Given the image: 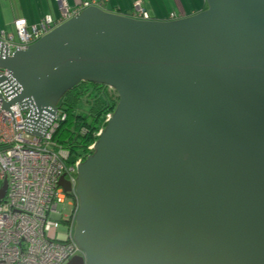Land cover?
<instances>
[{"label": "water", "instance_id": "1", "mask_svg": "<svg viewBox=\"0 0 264 264\" xmlns=\"http://www.w3.org/2000/svg\"><path fill=\"white\" fill-rule=\"evenodd\" d=\"M204 6L168 20L91 5L25 49L0 39L17 90L3 107L30 134L81 81L117 93L76 166L83 254L64 264H264V0Z\"/></svg>", "mask_w": 264, "mask_h": 264}, {"label": "built area", "instance_id": "2", "mask_svg": "<svg viewBox=\"0 0 264 264\" xmlns=\"http://www.w3.org/2000/svg\"><path fill=\"white\" fill-rule=\"evenodd\" d=\"M107 9L104 0H83L70 6L59 0L58 15H44L38 23L28 26L25 18H15V33L0 29V39L9 49H25L27 45L48 33L55 26L80 13L88 6ZM127 16L151 19L141 0H134ZM182 17L172 11L168 20ZM114 90L112 87L107 86ZM8 70L0 67V187L6 182L0 198V264H64L83 252L73 239L75 217L79 207L75 192L76 166L93 150L94 142L83 156L67 162L68 151L52 141V134L65 113L57 110L41 136L27 132L26 115L18 103L3 107L16 95ZM105 116V123L111 116ZM103 127L95 136L98 137ZM63 175L71 190L59 184ZM70 199L69 214L63 213L64 203ZM64 233L56 231L59 224ZM53 234L50 232L53 231Z\"/></svg>", "mask_w": 264, "mask_h": 264}, {"label": "trees", "instance_id": "3", "mask_svg": "<svg viewBox=\"0 0 264 264\" xmlns=\"http://www.w3.org/2000/svg\"><path fill=\"white\" fill-rule=\"evenodd\" d=\"M105 85L81 81L67 90L59 99L58 110L65 113L52 134V141L68 151L67 162L85 155L88 146L97 137L96 131L105 126V116L117 104V94L112 96ZM86 107L82 111H77ZM92 151H90L91 153Z\"/></svg>", "mask_w": 264, "mask_h": 264}, {"label": "crops", "instance_id": "4", "mask_svg": "<svg viewBox=\"0 0 264 264\" xmlns=\"http://www.w3.org/2000/svg\"><path fill=\"white\" fill-rule=\"evenodd\" d=\"M64 1L68 5L73 6L83 0H64ZM133 1L134 0H104V4L107 9H110L114 12L126 14L129 12ZM141 1L144 7L150 13L151 17H152L151 12L153 13L154 17L152 18L155 19H166L168 14L172 11L176 12L177 14H180L181 16H185V15L193 14L201 9L192 6L194 0H141ZM202 1L204 4V0H201V2ZM55 4L57 5V12L55 13V16L52 17H56L58 15L59 0H55ZM31 9H32L31 12L30 11L27 12L28 9H22L21 11H17L15 10L11 2L7 4L6 2L2 3V1L0 0V17H3V22L0 21V29H4L2 25L5 23L13 26V20L19 17L25 18L27 24H29V22L32 24V20H30L31 18H29V15L30 13H33L34 11L33 9H35L34 6L31 7ZM44 15L51 16V14L49 13H43L42 15L39 16V20Z\"/></svg>", "mask_w": 264, "mask_h": 264}, {"label": "rangeland", "instance_id": "5", "mask_svg": "<svg viewBox=\"0 0 264 264\" xmlns=\"http://www.w3.org/2000/svg\"><path fill=\"white\" fill-rule=\"evenodd\" d=\"M1 1L2 3L6 2L7 4L11 2L15 10L17 11H21L22 9H28L27 12L28 11L31 12L32 11L31 7L34 6L35 9H33L34 10L33 13H30L29 15V18H31L30 20H32V24L38 23L39 16L42 15L43 13H49L51 14V16H55V13L57 12V5L55 4V0H4V1L1 0ZM192 6L197 7V8L205 7L203 4V1L201 2V0H194V2L192 3ZM151 14H152V17H154L152 12ZM0 21L3 22V17H0ZM28 25H31V23L29 22ZM2 27L5 29L7 33H15L12 25H8L5 23L2 25ZM106 91L108 92V94L112 96H115L117 94L115 90H112L107 87H106ZM85 108L86 107H82L81 109L77 111H82ZM69 201L70 199L68 198L64 203V207H63L64 214L70 213L71 206L69 204ZM56 231L59 233H64L66 231V226L60 223ZM53 232L54 230L51 231L50 233L53 234Z\"/></svg>", "mask_w": 264, "mask_h": 264}]
</instances>
